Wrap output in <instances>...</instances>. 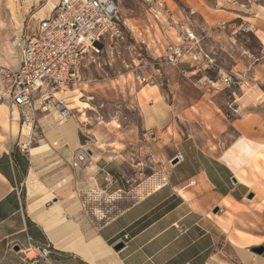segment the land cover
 <instances>
[{
	"label": "crops",
	"instance_id": "1",
	"mask_svg": "<svg viewBox=\"0 0 264 264\" xmlns=\"http://www.w3.org/2000/svg\"><path fill=\"white\" fill-rule=\"evenodd\" d=\"M184 2L196 6L212 46L230 45L232 24L211 31L221 20H235L233 13L215 12L196 0ZM259 27L264 34V26ZM253 34L261 43L260 54L247 60L235 53L234 69L253 94L233 93L241 109L233 122L237 138L232 145L219 151L195 138L184 139L177 150L182 160L170 167L162 186L104 222L89 215L83 196L97 191L111 197L123 191L119 164L108 150H89L79 128V146L75 149L68 140L64 144L62 127L50 135L64 145L46 155L50 140L42 121L51 115L38 118V112L57 108L42 107L37 96L32 108H15L17 125L11 119L14 109L9 118L1 110L0 264H264V253L252 251L264 247V38ZM237 43L241 51L243 42ZM16 59L2 65L16 70ZM156 87L144 86L137 96L149 130L171 120ZM36 122L41 136L32 133ZM25 127L31 130L26 135ZM118 244H124L120 251L114 249ZM47 247L52 253L45 261L39 254Z\"/></svg>",
	"mask_w": 264,
	"mask_h": 264
},
{
	"label": "rangeland",
	"instance_id": "2",
	"mask_svg": "<svg viewBox=\"0 0 264 264\" xmlns=\"http://www.w3.org/2000/svg\"><path fill=\"white\" fill-rule=\"evenodd\" d=\"M118 1L124 39H101L82 58L75 83L56 92V98L69 107L70 120H62L53 107L38 112V118L51 115L42 121L50 140L45 143L46 155L67 144L65 140L73 143L76 149L79 128L89 150H108L107 153L119 164L125 186L122 192L111 197L103 196L100 200L90 198L89 201L88 194L83 196L88 200L89 215L102 222L155 189L149 182L155 181L161 186L177 157L178 145L184 139L195 138L206 149L214 146L219 151L232 145L237 138L233 122L238 117L232 110L233 93L240 89L226 86L222 77L225 72L239 74L234 69L235 53L244 54V59L250 54H260L261 43L253 32L261 40L264 38L259 27L264 26V0H196L199 5H208L215 12L233 13L232 18H236L230 24L219 21L211 31L214 34L232 24L230 45L226 44L224 48L214 47L207 41L198 20L202 16L192 2L188 6L193 8L184 5L187 0H161L160 16H154L141 0ZM13 2L14 14L9 0H0V54L3 55L0 66H4L2 63L6 64L9 58L17 62L15 39L22 33H34L38 26L35 21L49 16L58 0ZM223 23L226 28L222 29ZM241 24L251 26L252 31L237 32L235 28ZM190 25L202 38L205 53L216 59L222 70L220 73V69L215 73L205 72L204 64H191L189 57L176 65L165 61L169 44L179 42ZM237 42H243L241 51L236 47ZM8 48L13 51L12 57L5 54ZM147 85L159 88L170 109V122L157 130H149L144 125L137 104L139 91ZM251 87L248 84L243 86V95ZM207 89L211 92L208 93ZM1 110L5 117H10L11 110L0 104ZM54 129H61L64 144L58 145L53 140L50 133ZM24 130L26 135L30 128ZM32 133L43 135L39 123L36 122ZM33 143L39 144L36 140Z\"/></svg>",
	"mask_w": 264,
	"mask_h": 264
},
{
	"label": "built area",
	"instance_id": "3",
	"mask_svg": "<svg viewBox=\"0 0 264 264\" xmlns=\"http://www.w3.org/2000/svg\"><path fill=\"white\" fill-rule=\"evenodd\" d=\"M141 2L147 11L160 16L161 0ZM123 27L118 0H58L52 13L40 20L35 34L26 32L15 39L19 67L12 70L0 66V104L9 110L32 108L38 96L42 107L55 106L62 120L67 119L71 116L70 110L63 100L56 98V92L75 83L82 58L101 39L123 40ZM221 27L226 28V24ZM235 29L241 33L252 31L251 26L244 24ZM182 37L165 50L167 63L176 65L189 57L191 64H204L205 72L222 71L216 59L205 53L202 38L191 25L185 28ZM222 83L240 90L246 84L242 76L229 72L223 75ZM232 110L238 114L240 107L236 102ZM176 159L182 160L181 155ZM74 166L78 167V164ZM87 203L88 200L86 207ZM51 253L50 247L44 248L39 258L46 261Z\"/></svg>",
	"mask_w": 264,
	"mask_h": 264
},
{
	"label": "bare ground",
	"instance_id": "4",
	"mask_svg": "<svg viewBox=\"0 0 264 264\" xmlns=\"http://www.w3.org/2000/svg\"><path fill=\"white\" fill-rule=\"evenodd\" d=\"M9 6H10V10L12 11V13L14 14V12H15V5H14V2H13V0H9ZM54 8V7H53ZM43 16V15H42ZM39 20H36L35 21V25L37 26V25H39ZM37 28H38V26H37ZM37 28H36V30H37ZM36 30H35V32H36ZM35 32L34 33H32V34H35ZM14 45V47H15V43L13 44ZM15 50V49H14ZM16 52V51H15ZM5 54H7L9 57H12L13 56V51L10 49V48H8V49H6V51H5ZM2 56L3 55H1L0 54V58H2ZM6 56V55H5ZM4 58V57H3ZM10 59V58H9ZM253 89V88H252ZM58 94V93H57ZM253 94V91H249L248 92V94L246 95V96H251ZM238 102H240V100L238 99L237 100ZM39 102V101H38ZM37 105H39V104H37ZM1 106H4V105H1ZM239 106V105H238ZM5 108H7L6 106H4ZM66 108L68 109V110H70L69 109V107L68 106H66ZM240 109H241V107H240ZM15 111L13 112V116L11 117V119L13 120V122L15 123V125H17V122H18V120H19V113L17 112V110L16 109H14ZM12 122V121H11ZM61 125H63V124H61ZM16 128V127H15ZM242 143V142H241ZM246 143V142H245ZM249 145V144H248ZM240 146V145H239ZM246 146V145H245ZM241 147V146H240ZM243 148V147H242ZM237 150V149H236ZM251 151H253L252 149H251ZM231 154V153H230ZM233 155V154H232ZM227 156H229L228 154H227ZM246 157V156H245ZM229 158V157H228ZM232 161H234V159L232 160ZM232 164V163H231ZM233 164H235V163H233ZM154 182V183H153ZM151 184V186H155V188H160L161 186H162V184H161V186H160V184H158V183H156L155 181H151V182H149V185ZM146 190V189H145ZM103 194V192L102 193H98L97 191H93V192H91L90 194H88V196H90V198H91V200H98L99 199V197H101V195ZM142 194V193H141ZM113 200V199H112ZM107 202V201H106ZM95 209V208H94ZM95 215V214H94ZM99 215H102V214H99ZM28 256L30 257V258H34V256H35V253L34 252H29L28 253Z\"/></svg>",
	"mask_w": 264,
	"mask_h": 264
},
{
	"label": "water",
	"instance_id": "5",
	"mask_svg": "<svg viewBox=\"0 0 264 264\" xmlns=\"http://www.w3.org/2000/svg\"><path fill=\"white\" fill-rule=\"evenodd\" d=\"M177 162H178V159L173 160L172 165H175ZM249 198L252 199V198H253V194H251V195L249 196ZM215 211L217 212L218 209L215 210ZM123 247H124V244H118L117 246H115L114 249H115L116 251H120ZM252 251H253L254 253L258 254V255H261V254L264 253V247L254 248Z\"/></svg>",
	"mask_w": 264,
	"mask_h": 264
}]
</instances>
